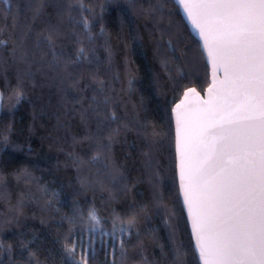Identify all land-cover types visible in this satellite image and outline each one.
Listing matches in <instances>:
<instances>
[{
    "label": "trees",
    "instance_id": "16d2710c",
    "mask_svg": "<svg viewBox=\"0 0 264 264\" xmlns=\"http://www.w3.org/2000/svg\"><path fill=\"white\" fill-rule=\"evenodd\" d=\"M9 2L10 7L0 0V27L6 26L0 39L9 41L7 48L0 46V90L4 91L0 141L3 135L8 137L7 146L0 143V193L3 194L0 198V243L4 245V250L0 251V264H29V252H35L42 264H64L62 243L69 224L62 217L72 216L76 204L85 216L94 206L106 221L104 226L110 228L113 209L126 217L128 202L132 199L137 202V210L141 205H148L150 219L145 222L141 214L137 225L146 245L145 255L155 264H174L169 229L164 225L162 215H152V192L141 155L145 145L136 130L121 134L112 148L113 162L128 176L127 184L135 185V190L127 193L118 185L113 189V199L108 191L110 186L103 180L102 169L98 172L96 167L85 165L82 171H77L69 156V153H75L86 159L93 151L88 144L78 143L89 130L96 131V124L88 123L91 113L82 119L87 101L83 107L74 106L71 96L62 91L69 82L61 84V76L47 69L40 70L38 57L32 63V76L24 75L27 64L10 59L11 47L19 43V37L29 25H36L27 42L31 50L35 34L49 24H60L62 19L61 27L69 33L64 44L68 55L64 58L71 56L78 46L77 40L81 39L86 46L96 49L95 56L100 61L92 68L81 65L72 71L83 76L87 83L90 75L98 70L99 78L107 81L106 93L113 95L121 116L125 113L129 118L135 115L154 125L156 131L167 133L162 142L153 147L154 159L165 178L164 203L176 213L175 240L184 254L183 264H199L178 194L171 109L186 89L193 87L203 92L209 84V75L199 43L190 34L173 0H162L165 2V22L170 20L172 25L167 34L174 42L178 41L177 56L181 50L185 55L173 59L170 70H165L161 60L166 56L171 59L172 54L165 52V45L158 44L159 33L152 19L144 13L157 0H44L42 13L35 21L32 8L39 0ZM69 2L74 5V20L81 21L78 24L64 19ZM82 16L90 20L91 32L96 36L92 45L85 39L87 33ZM13 17L16 18L15 29ZM101 28L103 34L96 35ZM29 60L32 61L31 55ZM177 67L184 73V78L178 81L175 79ZM130 77H135L131 90L128 87ZM18 80L24 81L25 99L9 111L15 101L9 100L11 87L6 88V84L15 87ZM86 95L91 96L92 92L88 91ZM100 135H107V130ZM25 171L27 176L22 174ZM85 178L93 186H82L81 181ZM42 188L47 192L41 191ZM52 192L60 194L62 203L48 204ZM76 223L79 230L83 220L78 218ZM136 242L134 235L127 242L130 258L126 264H134L138 259L132 251ZM8 245L12 246L11 252ZM96 248V257L91 264H111L112 257L101 248L99 238ZM111 250L109 243L108 251ZM119 256L117 250V264Z\"/></svg>",
    "mask_w": 264,
    "mask_h": 264
},
{
    "label": "snow or ice",
    "instance_id": "6c2138e0",
    "mask_svg": "<svg viewBox=\"0 0 264 264\" xmlns=\"http://www.w3.org/2000/svg\"><path fill=\"white\" fill-rule=\"evenodd\" d=\"M9 5V0H3ZM181 5L185 19L190 20L194 30L203 41V49L213 67V83L208 88L209 99L204 101L205 110L202 123L190 131L184 115V101L172 109L176 116V156L180 181V193L183 206L190 221L195 247L198 249L202 264H264V0H174ZM44 0L32 8L33 21L43 10ZM81 11L84 6L80 5ZM74 5L69 2L64 19L78 24L72 15ZM144 13L149 16L157 29L158 44L165 45V52L172 54L161 60L165 70H170L173 59H181L184 52L177 56L178 41L174 42L171 21L165 22V2H157ZM16 18L13 17V29ZM86 41L92 45L96 36L90 29V20L82 16ZM60 24H49L46 29L35 34L33 48L28 47V40L33 36L35 23L19 37V43L10 49V59L27 64L25 76H32V63L39 58L41 68L61 76V84L68 81L62 89L70 95L75 105L83 107L82 119L91 113L88 123L96 124V131L89 132L78 143H86L92 154L86 159L75 153H69L77 167L82 171L85 165H92L103 170V180L108 185L109 195L115 199L113 189L119 185L127 193L135 190V185L127 184L128 176L112 160V148L121 134L135 129L140 141L145 145L141 155L143 166L152 192V215L161 216L169 229L172 240L174 264H183L184 254L175 240V210L164 203L163 186L165 178L159 171V163L154 159L153 147L162 142L167 133L155 130L154 125L139 120L135 115L129 118L121 116L116 110V101L112 94L106 93L107 81L99 78V71L93 72L88 82L74 73L81 65L92 68L100 61L95 56L96 49L85 45L78 39L77 47L68 59L64 44L69 33L63 31ZM6 30L0 27V33ZM101 32L96 35H102ZM71 35H75L72 33ZM9 41L0 39V46L7 48ZM44 46L41 48V46ZM159 51V48H158ZM32 57V61L29 57ZM109 56L111 53L109 52ZM2 66V62H0ZM216 72H223V79L216 78ZM62 74V75H61ZM184 78V73L177 67L175 79ZM135 77H130L128 87L131 90ZM11 87L9 100H14L11 108L25 99L24 81L18 80ZM175 87V85H174ZM88 91L91 96L86 95ZM195 93L189 88L185 98ZM4 91L0 90V111L4 109ZM115 125V127H112ZM107 130V135H100ZM2 135V134H0ZM7 146L8 137L0 141ZM27 176L25 171L22 173ZM123 182V183H122ZM82 186H93L86 178ZM41 191L47 192L42 188ZM58 192H52L48 200L62 203ZM0 198L3 194L0 193ZM129 214L118 213L113 209L110 228L100 217L94 206L87 210L76 204L74 214L62 217L69 224L67 235L62 243L64 264H91L97 253V238L106 255L112 257L111 264H117L115 252L120 253L119 264H126L129 257L127 242L136 237L132 245L134 264H155L145 255V242L138 228V221L143 214L145 222L150 219L148 205L139 206L132 199L128 202ZM83 220L77 229V219ZM112 244L111 252L108 251ZM11 245L8 251L11 252ZM27 248V245L24 246ZM4 250L0 243V251ZM42 264L35 252H29V264Z\"/></svg>",
    "mask_w": 264,
    "mask_h": 264
},
{
    "label": "water",
    "instance_id": "95a60500",
    "mask_svg": "<svg viewBox=\"0 0 264 264\" xmlns=\"http://www.w3.org/2000/svg\"><path fill=\"white\" fill-rule=\"evenodd\" d=\"M173 2H174V0H173ZM174 4L176 5V7H178L180 15H181L183 21L185 22V24L187 25L190 34L199 43L200 50H201V52H202V54L204 56L206 65L208 67L209 84L203 90V92H200L197 89L191 87V88L195 89V93L190 94L187 98H185L184 92L187 91V89H186L183 92L180 100L177 101L172 107V109H173L175 107V105L180 103L182 100L185 102L184 103V109H185L184 115H185V118H186V120L188 122L190 131L194 132L195 129L202 123V119L201 118H202V114H203V112L205 110V107H206L204 105V101H207L209 99L207 90H208L209 86L213 83V67H212L211 62L207 58L206 50H204L203 47H202L203 41H202V39H200V37L198 35V30H194V28H193V26L191 24V21L185 19V14L183 12L182 6L181 5H177L176 3H174ZM216 78L218 80H222L223 79V72H216ZM172 109H171V117H172V123H173V133H174V151H175V162H176V165H177V156H176V127H177V125H176V116L173 113ZM176 179H177L178 194H179V198H180V201H181L182 209H183V212H184L187 224H188V228H189L190 236H191V239H192V244H193V248H194V251H195V255L197 257L198 263L202 264V261L199 259L198 249H196V247H195V241H194L193 236H192L190 221L188 220L187 213H186V211L184 209V206H183V197H182V195L180 193V181H179V175H178L177 167H176Z\"/></svg>",
    "mask_w": 264,
    "mask_h": 264
}]
</instances>
